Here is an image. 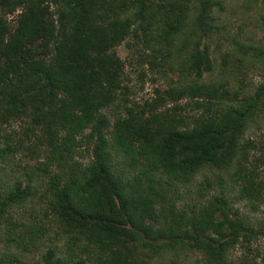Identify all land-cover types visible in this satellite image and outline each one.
Segmentation results:
<instances>
[{"label":"trees","instance_id":"obj_1","mask_svg":"<svg viewBox=\"0 0 264 264\" xmlns=\"http://www.w3.org/2000/svg\"><path fill=\"white\" fill-rule=\"evenodd\" d=\"M219 7L218 0H0V136L13 122L25 125L21 139L6 135L16 141L0 147V162L33 137L31 154L43 155L49 179L41 220L19 221L12 239L19 252L45 241L42 264H151L167 254L179 264L189 253L197 264H230L237 245L264 239V223L254 230L232 204L264 203V142L246 139L253 123H264V48L237 43L223 56V68L235 62L231 78L204 82L214 68L208 42ZM125 40L158 67L177 52L190 81L129 104L125 63L113 49ZM249 70L260 73L258 85L244 84ZM121 105L111 119L107 111ZM83 149L86 163L78 160ZM202 170L220 173L217 186L207 177L199 202L179 208L180 188ZM226 181L238 185L235 201ZM34 195L20 181L0 187V225Z\"/></svg>","mask_w":264,"mask_h":264},{"label":"rangeland","instance_id":"obj_2","mask_svg":"<svg viewBox=\"0 0 264 264\" xmlns=\"http://www.w3.org/2000/svg\"><path fill=\"white\" fill-rule=\"evenodd\" d=\"M222 7L215 10V26L218 27L215 34L210 38L209 51L214 62V68L211 73L204 75V82L221 84L229 80L230 73L227 68L234 66L233 59L228 61L227 67L223 68V56L226 53L235 51L237 43L264 48V0H218ZM16 14L9 17L12 24L16 20ZM140 48V47H137ZM137 48L131 47V41L125 40L116 45L113 49L125 63L124 83L127 88V102L129 104H144L155 97L156 90H164L174 84H186L190 77L179 72L184 68V61L177 52L170 58L163 67L151 65L140 60ZM160 62V60H157ZM245 74V73H244ZM262 81L260 73L249 70L245 74L244 84L251 87L258 85ZM126 92V91H125ZM181 105L185 101L180 102ZM172 106V105H170ZM169 106V107H170ZM124 106L118 108L114 106L107 111L108 116L113 119L116 114L123 113ZM194 114H196L194 112ZM25 125L18 121L10 126H5L4 132H1L0 147L6 149V144L13 147L16 139L12 136L11 140L6 139L7 134H19V139L23 136ZM12 135V134H11ZM17 138V137H16ZM252 138L259 143L264 142V123H253L246 133V139ZM36 140V139H35ZM33 137L28 141L25 139L23 146L16 148L14 153L8 152L5 161L0 162V187L5 188L11 185L23 183L24 187H30L35 195L32 197L33 203L24 208L16 207L11 214L3 219L0 225V259L21 260L20 264H42V254L46 253L47 245L45 241L38 243V248H32L28 254L19 252V248L12 240L19 233V221L31 224L33 221H40L44 208L43 199L40 195L45 193L48 177L42 173L44 167V157L34 158L31 149L36 144ZM90 151L83 149L78 158L81 162H87L90 157ZM218 172L202 170L195 178L194 182L188 187L180 188L181 199L179 208L192 205L199 202L198 191L202 190L201 183L208 177L212 179L217 186ZM226 194L235 201V195L238 192L236 183H225ZM235 209L239 211L240 216L254 230L261 229L264 223V203H252L250 201H238L232 203ZM36 217V218H35ZM199 256L193 253L181 256L179 264H197ZM171 258L167 254L164 258L155 260L151 264H169ZM14 261V260H12ZM18 262H15L19 264ZM230 264H264V239L258 237L249 242L237 245L228 255Z\"/></svg>","mask_w":264,"mask_h":264}]
</instances>
